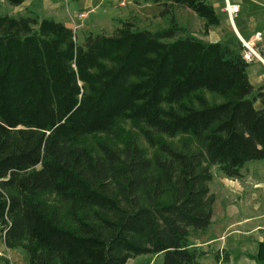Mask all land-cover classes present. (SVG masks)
<instances>
[{
  "label": "trees",
  "instance_id": "obj_1",
  "mask_svg": "<svg viewBox=\"0 0 264 264\" xmlns=\"http://www.w3.org/2000/svg\"><path fill=\"white\" fill-rule=\"evenodd\" d=\"M170 3L201 18L204 34L219 24L208 0ZM180 31L172 16L156 30L122 20L77 43L50 17L0 14V232L6 247L21 244L24 264H125L142 254L200 264L204 252L187 237L210 223L209 167L239 178L246 161H264V86L250 84L235 35L209 42ZM203 89L222 101L208 103ZM123 123L155 149L151 159ZM178 133L197 147L160 136ZM251 257L264 264V241Z\"/></svg>",
  "mask_w": 264,
  "mask_h": 264
},
{
  "label": "crops",
  "instance_id": "obj_2",
  "mask_svg": "<svg viewBox=\"0 0 264 264\" xmlns=\"http://www.w3.org/2000/svg\"><path fill=\"white\" fill-rule=\"evenodd\" d=\"M220 1L219 10L226 18V14L222 11L223 0ZM227 2L238 6L232 22L227 19V27H225L227 37L235 35L248 39L254 32H260L259 45L264 53V0H227ZM210 3L215 10L214 3ZM5 5L8 7V15L50 17L69 27L71 22L78 23L77 14L83 13L85 17L81 19V23L79 22V28H83L86 32H92V29L100 23H97L98 16L111 21L114 19V13L119 15L118 12L111 10L110 7L116 6L110 0H24L15 6ZM216 30L214 27L209 28L206 32L208 38L202 40L218 41L219 28ZM212 34L215 36L209 38ZM246 73L253 88L264 86V69L257 62L248 63ZM254 104L259 107L257 101ZM249 161L240 168L239 178L222 179L227 184V209L214 206L213 199L209 225L204 230L189 231L187 237L189 246L204 252L200 263L211 261L216 264L211 253L214 255L221 249L225 252V264H257L251 255L255 252L257 242L264 241V161L256 160L257 162L248 164ZM209 184L210 181L207 184L208 188ZM208 190L210 193V189ZM136 259L134 257L128 260Z\"/></svg>",
  "mask_w": 264,
  "mask_h": 264
},
{
  "label": "rangeland",
  "instance_id": "obj_3",
  "mask_svg": "<svg viewBox=\"0 0 264 264\" xmlns=\"http://www.w3.org/2000/svg\"><path fill=\"white\" fill-rule=\"evenodd\" d=\"M209 2L214 3L215 12L219 17V24L214 27V30L219 28L220 38H224L227 40L230 39L227 37V16L224 17V14L220 12L219 8L221 6L220 0H208ZM232 1V0H231ZM216 3V5H215ZM5 2H0V14L7 13L8 7H6ZM113 12H118L113 15L111 21L106 20L104 17H99L97 20L98 25L96 28L92 29V33H110L116 26L120 24L122 20H129L132 22L137 28H145L148 30H156L163 28L169 24L170 17L172 16L175 23L182 27V31L177 33V36L181 35H192L196 38L205 39L208 38L206 36L207 33L202 32V24L203 20L198 16L194 15L192 11L183 7L177 6L170 3V0H133L124 8L118 7H110ZM166 10L163 13H160L161 10ZM81 23V22H80ZM79 23V25H80ZM86 23V22H85ZM229 23V22H228ZM230 24V23H229ZM231 25V24H230ZM210 27V28H211ZM217 31V30H216ZM83 28H77L74 31L75 40L77 43H81L84 36L87 35ZM215 35H210L209 38ZM164 41L171 40L170 38L163 39ZM238 42V41H237ZM236 45V42L234 43ZM208 103H218L222 101V97L216 93L210 92L208 90L203 89L201 92ZM256 106V104H254ZM258 105V104H257ZM122 130L124 133H128L130 137L133 138L134 142L140 147L147 158H152L156 151L154 148L150 147L146 141L143 139L142 135L135 129L128 126L127 123L122 124ZM162 139H164L171 146L178 149H194L196 148V141L186 134H176L173 137H167L164 135H160ZM95 138L103 139V135L99 134L95 136ZM90 136L84 138L83 142L86 146L94 148L95 143L94 139ZM109 143H113L115 147H121L123 145V141L120 139H115L111 136L105 138ZM248 162V161H247ZM256 160H250L248 164L255 163ZM209 171L211 173V179L209 188L210 193L213 195V199L215 201V205L218 208L227 209V184L222 181L227 178L217 169L216 166L209 167ZM264 179V176H263ZM45 199L53 206L57 207L61 214L65 212V204L58 200L54 195L47 194L45 195ZM2 233L0 232V264H24L26 262V253L22 248L21 244H18L12 248L6 247L3 243ZM225 252L221 249L211 256L213 257V261L216 264H225ZM216 255V256H215ZM136 260H127V264H159L162 258L161 254L157 255H149L142 254L135 256ZM202 257V256H201ZM204 257V256H203ZM215 257V258H214ZM3 258V259H2ZM200 261V260H199ZM214 262H202L200 264H213Z\"/></svg>",
  "mask_w": 264,
  "mask_h": 264
},
{
  "label": "built area",
  "instance_id": "obj_4",
  "mask_svg": "<svg viewBox=\"0 0 264 264\" xmlns=\"http://www.w3.org/2000/svg\"><path fill=\"white\" fill-rule=\"evenodd\" d=\"M132 0H110L116 7L124 8ZM237 4H230L227 0H223L222 11L226 14L229 22H232V17L237 11ZM83 13L77 14V19L80 22L82 18H84ZM79 22H71V29L74 31L80 26ZM240 43V57L245 63L257 62L264 69V53L259 45V41L261 40V33L254 32L251 38L243 39L241 37H237Z\"/></svg>",
  "mask_w": 264,
  "mask_h": 264
}]
</instances>
